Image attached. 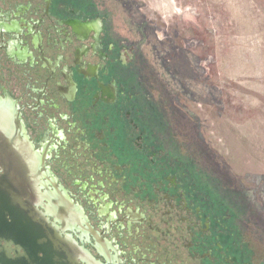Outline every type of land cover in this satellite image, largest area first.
<instances>
[{"label":"flooded vegetation","instance_id":"obj_1","mask_svg":"<svg viewBox=\"0 0 264 264\" xmlns=\"http://www.w3.org/2000/svg\"><path fill=\"white\" fill-rule=\"evenodd\" d=\"M95 7L0 0L4 226L47 227L82 264H264L154 136L136 42Z\"/></svg>","mask_w":264,"mask_h":264},{"label":"rangeland","instance_id":"obj_2","mask_svg":"<svg viewBox=\"0 0 264 264\" xmlns=\"http://www.w3.org/2000/svg\"><path fill=\"white\" fill-rule=\"evenodd\" d=\"M72 3L96 6L136 42L154 136L264 258V0Z\"/></svg>","mask_w":264,"mask_h":264},{"label":"water","instance_id":"obj_3","mask_svg":"<svg viewBox=\"0 0 264 264\" xmlns=\"http://www.w3.org/2000/svg\"><path fill=\"white\" fill-rule=\"evenodd\" d=\"M1 207L0 202V264H82L80 258H76L68 252V249H66L70 248L68 243H65L60 237L55 239V231L49 230L47 227L29 229L25 225H20L18 230H15L14 228L17 227L15 225V227L6 228L4 224L8 214L2 211ZM24 213L23 223L25 217L29 215L27 211ZM33 214L35 220V217L40 216L41 220L47 224L49 223L42 212L36 210ZM10 215L12 222L20 223L18 222V218H20L18 215L13 213ZM9 230L11 233H8ZM49 232L52 233L49 234ZM5 234L10 235V237H6ZM12 252L16 253V258L13 257ZM68 254L70 256L64 258Z\"/></svg>","mask_w":264,"mask_h":264}]
</instances>
